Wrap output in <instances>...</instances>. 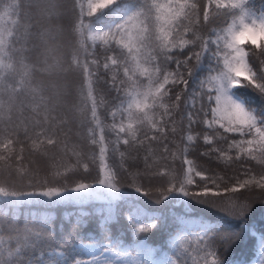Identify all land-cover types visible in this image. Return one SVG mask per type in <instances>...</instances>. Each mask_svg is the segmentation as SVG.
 <instances>
[{"label": "snow or ice", "instance_id": "6c2138e0", "mask_svg": "<svg viewBox=\"0 0 264 264\" xmlns=\"http://www.w3.org/2000/svg\"><path fill=\"white\" fill-rule=\"evenodd\" d=\"M68 12H72L70 24L65 23ZM66 33L70 34L67 41ZM97 47L118 94L119 103L111 112L113 123L108 126L114 135L111 140L105 137L94 88L101 66L95 58ZM197 70L205 74L194 79ZM73 73L81 79L70 78ZM37 74L47 79H37ZM244 89L259 103L243 94ZM86 111L89 144L97 149L89 154L70 143L73 114ZM185 119L188 145L200 138L211 146L203 155L217 153L218 159L229 163L243 158L264 168V4L257 7L254 0H72L68 7V0H0V176L15 172L22 179L27 175L22 163L27 151L48 158L53 177V182L39 184L29 180L31 190L0 180V264H189V260L191 264H228L223 257L242 238L231 229L205 226L194 250L182 241L175 253L163 255L161 250V258L152 261L141 258L151 255L142 241L136 256L122 250L126 242L113 237V217L89 212L83 204L73 205L72 229L58 245L52 243L55 229L49 218L29 216L21 224L15 214L22 204L50 207L82 202L97 189H106L109 201L121 200L118 169L127 172L123 161L130 150H144L145 172L128 173L129 186L150 196L151 190L138 179L153 168L154 142L162 145L165 159L179 158L186 166L179 180L168 168L151 172L169 177L154 203L181 196L207 204L209 196L242 189H259L264 203V171L257 175L245 169L246 178L231 177L234 183L221 188L218 181L227 184L224 177L197 170L187 157V145L179 153L169 152L165 141L178 133ZM197 122L206 131L194 136L191 128ZM220 141L224 147L217 146ZM53 148L62 157H75V162L50 156ZM110 152L119 155L118 165L110 163ZM85 158L96 165L95 183L80 180L70 185L69 174L89 171ZM194 177L203 182L199 191L190 187L196 184ZM186 202L179 201L181 206ZM250 210L248 198L238 196L231 197L225 208L233 219H242ZM92 215L98 217L100 235L89 232L73 241L71 231L86 227ZM142 216L150 221H142ZM162 218V213L135 203L125 213L137 235L150 233ZM84 248L90 249L88 259L80 255ZM261 256L260 264H264V253Z\"/></svg>", "mask_w": 264, "mask_h": 264}, {"label": "trees", "instance_id": "16d2710c", "mask_svg": "<svg viewBox=\"0 0 264 264\" xmlns=\"http://www.w3.org/2000/svg\"><path fill=\"white\" fill-rule=\"evenodd\" d=\"M257 7L264 4V0H254ZM72 0H68V7L71 6ZM72 12L67 13L66 24H70ZM22 20L26 19L23 15ZM33 19H36L35 11L33 10ZM206 32L207 29H204ZM70 38V34H65V41ZM67 51V49H66ZM187 51V50H185ZM103 52L97 47L95 58L101 61V66L96 70L97 76L94 78V88L98 100V113L99 117L105 127L106 140L114 139V135L108 131V126L113 123V117L111 116L112 110L119 103L118 94L112 89L110 80V72H106L103 67ZM36 58L35 53L32 56ZM91 58V57H90ZM89 58V59H90ZM207 64V58H206ZM174 67V66H173ZM203 70H197L194 74V79L200 78L204 75ZM70 78H75L77 81L81 79L79 73L70 74ZM37 79H47L46 76L37 74ZM193 86V81H189V87ZM243 94L256 100L259 103L255 95L248 89L243 90ZM181 111H185L183 108ZM194 112L196 110H193ZM90 114L86 111L83 115L73 114V118L70 121L72 129L71 144L79 145L80 150L85 154L95 152L96 146L89 144V138L87 136V129L90 127V123L86 117ZM120 119L119 115L116 117L118 122ZM200 118H197L199 121ZM188 121L185 119L179 125V131L176 134H170L168 141L169 152L179 153L180 149L187 145V157L195 162L197 170L204 171L206 175L212 177H224V181L220 183L221 188L234 183V180L229 178L237 177L240 179L246 178L244 176V170L248 169L253 173L259 175L264 168L258 165L255 161L244 160L241 158L240 161H233L231 163L225 162L217 158V153H210L209 155H203L211 146L205 145L203 140L197 138L192 144L188 145L186 141V135L189 131ZM192 134L195 136L197 133H203L206 131L203 124L197 122L192 125ZM232 135V134H228ZM62 138V137H61ZM218 147H224V142L220 141L217 144ZM111 148V144L109 145ZM126 146L121 145L120 150L125 151ZM153 168L148 170V174L143 178L138 179V182L143 185L144 188L150 189V196L145 197L142 193H136L135 189L130 187L132 177L128 173L133 172H145V165L143 157L145 152L143 149L138 151L130 150V153L126 155L123 161L127 172L118 169L121 184L123 185L122 192L123 198L121 200L109 201L107 198L106 189H97L92 195V198L84 201L69 202L62 206H40L31 204H22L16 211V216L19 217V222L22 224L24 219L31 216L33 218L47 217L52 221V226L55 229L52 243L58 245L69 236L70 229H72L71 220L69 214L76 211L73 206L83 204L85 209L89 212L100 213L104 212L113 217V223L110 226L113 237H122L126 242L122 250L131 252L132 256H136L137 252L143 246L147 249H151V255L142 254V259H151L152 261H158L161 257L159 253L163 250V255H169L177 251V246L180 242L184 241L186 244L191 246V249H195V241L199 234H202V229L205 226H211L215 229H231L240 234L242 237L237 241L231 250L223 257L228 264H253L255 259L258 257L259 251L264 253V246H262V237H264V203L261 202V192L259 189H254L249 192L247 190H241L239 193H224L220 197L209 196V203H198L191 198H184L181 196L170 198L164 201L162 204L154 203L158 190H162L167 186L168 176H153L151 172L153 170H160L162 168H168L174 172L177 180L181 177L183 168L186 167L182 164V160L179 158H172L169 156L167 159L164 158L166 154L162 152V145L153 143ZM49 155H55L57 160L60 162L68 161L70 163L75 162V157L72 156H61L60 152L56 149H50ZM83 162L89 163V171L84 172L82 169L75 173H71L68 176V183L74 186L75 182L83 180L84 182L95 183L97 177L96 165L89 162L86 158ZM28 169V174L22 179L18 178L15 172L11 175L0 176V180L16 187L28 189V181L30 180L33 184H39L42 181L53 182L51 175L50 163L48 158L41 157L39 155H30L27 151L25 152V160L22 162ZM110 163L118 165L120 163L119 155L112 154L110 152ZM196 184L190 186L193 191H199L202 181L199 177H194ZM211 186V185H210ZM247 197L251 203V210L242 219H233L225 208L227 201L233 197ZM3 198H0L2 200ZM33 200L40 198H31ZM44 199V198H43ZM186 200L187 202L181 206L179 201ZM138 204L146 207L157 215L163 214L162 220L158 222V226L154 228L150 233L144 234L137 233L133 230L129 221L125 219V213L131 204ZM74 219V217L72 218ZM142 221L149 222V216L140 217ZM98 217L92 215L88 219L86 227L80 228L79 230L71 231V238L73 241L83 234L93 232L97 236L100 235L99 229L97 228ZM215 235V233H210ZM217 246L218 243H217ZM70 251V250H69ZM90 249L84 248L80 255L82 258L88 259ZM110 255V254H109ZM110 258L115 259L110 255ZM262 256L260 255V260ZM191 264V260H189Z\"/></svg>", "mask_w": 264, "mask_h": 264}, {"label": "rangeland", "instance_id": "374dc122", "mask_svg": "<svg viewBox=\"0 0 264 264\" xmlns=\"http://www.w3.org/2000/svg\"><path fill=\"white\" fill-rule=\"evenodd\" d=\"M83 2H85L86 3V0H83ZM40 199H43L42 197L40 198ZM259 255H258V257L255 259V261H254V263L253 264H260V262H261V260H260V255H261V252L259 251V253H258ZM118 264H119V262H118Z\"/></svg>", "mask_w": 264, "mask_h": 264}]
</instances>
